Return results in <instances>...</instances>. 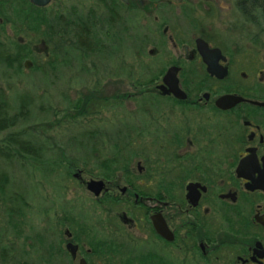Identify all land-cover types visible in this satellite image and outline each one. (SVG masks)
<instances>
[{
	"label": "flooded vegetation",
	"instance_id": "af4514ba",
	"mask_svg": "<svg viewBox=\"0 0 264 264\" xmlns=\"http://www.w3.org/2000/svg\"><path fill=\"white\" fill-rule=\"evenodd\" d=\"M121 1L134 17L136 8ZM138 1L153 15L155 33L161 27L162 37L171 32L163 16L171 7L159 0ZM188 6L176 10L197 34L193 42H184L180 28L170 38L175 50L183 47L176 58L147 63L141 88L134 84L135 93L111 102L115 108L120 100L131 103L130 115L115 116L111 124L130 143L112 147L110 168L107 160L102 163L97 181L103 190L96 200L141 212L145 226L140 229L134 213L119 215L144 241L120 232L84 251L67 229L69 264H92L94 256L97 264H264V63L234 60L203 32ZM200 41L220 51L213 72ZM99 143L100 151L107 147ZM80 234L74 238L79 242L92 238Z\"/></svg>",
	"mask_w": 264,
	"mask_h": 264
},
{
	"label": "rangeland",
	"instance_id": "374dc122",
	"mask_svg": "<svg viewBox=\"0 0 264 264\" xmlns=\"http://www.w3.org/2000/svg\"><path fill=\"white\" fill-rule=\"evenodd\" d=\"M98 1L53 0L48 14L96 11L100 8ZM128 1L141 17L137 30L127 28L129 32L121 35H127L131 40L136 39L137 34L146 40L151 37L149 42L153 44L144 42L140 49L128 41L124 48L120 46L123 50L117 48L113 56L111 49L103 57L84 54L57 36L47 39L40 33L14 30L9 24L4 26L0 18V91L12 104L23 93L33 95L32 119L24 130L44 144L46 158L59 163V168L49 174L30 162L8 165L11 185L15 189L12 194L17 198L26 196L28 206L24 209L23 218H15L10 223L7 214L9 204L0 203V230L4 231L5 247L10 249L5 250V261L1 259L0 251V264H69L64 252L67 229L75 233L73 241L84 251L91 249L90 244L120 232L131 233L139 239L138 242L144 241L134 228H127L119 212L134 213L139 229L145 226L140 217L143 214L128 204L99 202L88 190V184L97 181L98 175L104 173L101 165L113 157L112 147L115 148L118 142L130 143L111 124L115 116L122 120L123 116L130 115L131 103L120 100L117 102L119 107L115 108L111 102L118 96L135 93L134 84L141 88L148 72L147 63L168 64L176 58L183 47L175 50L170 38L176 36L180 28L185 29L184 42L191 44L197 37L176 8L190 3L188 7L193 9L191 12L195 13L193 17L199 24H203V32L215 37L231 52L234 60L264 63V15L260 12L258 21L250 22L241 14L238 0L156 1L171 7L163 13L171 26V32L168 31L164 37L161 36L163 27L155 33L154 17L145 13L146 7H139L138 0ZM120 13L125 20L129 17L128 8H123ZM125 25L122 24L120 31L126 28ZM153 33L156 35L152 36ZM16 44H26L32 52V57L23 61L22 68L2 63L4 57L14 59ZM152 49L155 50L153 55L150 54ZM140 51L143 54L140 55ZM27 61L32 63L29 69L24 66ZM98 136L107 145L101 151ZM93 137H97L98 143L92 144L90 139ZM81 142L87 148L96 149L97 157L93 158L82 149ZM132 167L137 169L136 161H132ZM120 175L121 180L123 174ZM125 179L119 182L125 185ZM71 223L80 228L77 230V226ZM15 224L18 225L17 230ZM81 232L85 237L91 235L89 243L75 240L77 236L82 238ZM96 258L91 259L92 264H97Z\"/></svg>",
	"mask_w": 264,
	"mask_h": 264
},
{
	"label": "trees",
	"instance_id": "16d2710c",
	"mask_svg": "<svg viewBox=\"0 0 264 264\" xmlns=\"http://www.w3.org/2000/svg\"><path fill=\"white\" fill-rule=\"evenodd\" d=\"M237 6L243 17L250 22L258 21L260 12L264 15V0H238ZM48 8L49 6L36 7L29 0H0V18L4 26L9 24L14 30L40 33L47 39L57 36L60 41L67 42L71 48L80 49L84 54H98L101 57L108 54V49L112 50L110 51L112 56L118 51L117 48L122 51L120 46L124 48L128 41H132L135 48H140L144 43L138 34L134 40H131L129 36L127 39V35H121V33L129 32L127 28L133 27L134 31L137 30V24L140 21L139 11H136L134 17H128L126 20L121 16L120 12L123 8H128L121 0H110L101 5L98 10L93 9L87 13L72 10L68 14L65 12L53 16L48 14ZM124 23L126 28L120 31ZM139 54L143 53L140 51ZM31 57L32 52L28 45L16 44L14 59L4 57L2 63L9 67L22 68L23 61ZM34 99L33 95L23 93L17 96L14 105L4 92L0 91V203L5 206L9 204L7 214L10 223L14 222L15 218L19 220L24 217V209L28 206V202L26 196L17 198L12 194L15 189L11 185L12 177L8 172V165L22 161L30 162L47 174L59 168L58 162L46 158L44 144L26 129L24 130L32 119L31 108ZM90 140L94 143L97 138L93 137ZM84 145L81 142L82 149L96 158L98 151ZM110 166L109 159L106 167L110 168ZM15 226L17 230L18 225L15 224ZM4 238V231L0 230V251H2L3 261L7 260L5 250H10L9 247H5Z\"/></svg>",
	"mask_w": 264,
	"mask_h": 264
},
{
	"label": "water",
	"instance_id": "95a60500",
	"mask_svg": "<svg viewBox=\"0 0 264 264\" xmlns=\"http://www.w3.org/2000/svg\"><path fill=\"white\" fill-rule=\"evenodd\" d=\"M29 1L34 6L39 7V8L48 7L53 2V0H29ZM200 42H201L200 49L204 56V60L207 63V65H210L209 70L213 72L214 68H212L211 65H216L214 63L217 62V56L220 53V51L219 50H215V51L208 50L209 49L208 44L204 41H200ZM24 66L27 69L31 68L32 66L31 61H27ZM88 190L91 191L96 197H98L103 190V184L100 181H92L88 184ZM81 264H87V262L83 260Z\"/></svg>",
	"mask_w": 264,
	"mask_h": 264
}]
</instances>
